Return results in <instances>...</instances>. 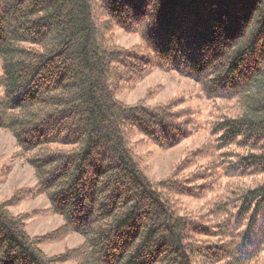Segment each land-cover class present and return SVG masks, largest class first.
<instances>
[{"label":"trees","instance_id":"1","mask_svg":"<svg viewBox=\"0 0 264 264\" xmlns=\"http://www.w3.org/2000/svg\"><path fill=\"white\" fill-rule=\"evenodd\" d=\"M115 28L141 47H117ZM146 67L195 80L216 113L215 168L258 179L215 205L216 224L181 212L172 196L195 190L151 182L134 155L136 134L173 147L191 133L175 102L117 99ZM0 70V129L34 171L29 195L62 217L59 235L83 238L45 255L37 245L55 235L30 238L12 197L0 202V264H251L264 251V0H0Z\"/></svg>","mask_w":264,"mask_h":264},{"label":"rangeland","instance_id":"2","mask_svg":"<svg viewBox=\"0 0 264 264\" xmlns=\"http://www.w3.org/2000/svg\"><path fill=\"white\" fill-rule=\"evenodd\" d=\"M176 19L177 17H171L173 25L169 27L170 30H175ZM182 23L179 24L182 25ZM112 35L115 45L119 48L131 49L142 45L140 36L136 33L129 34L120 28H115ZM176 49L177 47L173 51ZM178 49L174 53L183 59ZM206 49L200 47L201 52L205 51L206 57L200 55L197 58L199 61L210 58L206 54L208 51ZM146 69L148 71L143 78L121 86L117 99L126 105L141 102L149 107L175 102L177 103L173 108L175 111L185 110L190 113L185 121L190 123L191 133L189 137L173 147L154 145L145 137L136 134L131 137L134 155L138 158L143 173L151 182L160 183L171 179L182 184L187 183L191 189L195 190L194 196L175 194L172 196V200L181 212L199 221L206 220L216 224L217 220L213 219L215 205L223 204L241 188L254 186L258 179H227L221 167L215 168L213 161L216 162L219 152L216 149L217 137L213 136L210 128L216 113L212 101L207 99L195 80L174 70L165 72L148 67ZM1 94L0 89V96ZM229 105L232 104L218 103V107L223 112L232 110ZM230 113L235 114V111ZM188 182H194L195 185ZM35 185L34 171L24 158L19 156V148L13 136L10 132L0 129V202L12 197L19 200L16 205L9 208V211L13 215L28 216L25 219V231L30 238L43 239L45 236L55 235L54 239L42 240L37 245L45 255L56 256L78 249L83 243L82 236L76 233L58 234L63 225V219L51 212L49 202L44 195H29ZM219 218L218 226L222 220L221 216ZM219 238L202 237L201 240L219 244L223 242ZM63 264H75V262L72 260ZM251 264H264V251L259 253Z\"/></svg>","mask_w":264,"mask_h":264}]
</instances>
